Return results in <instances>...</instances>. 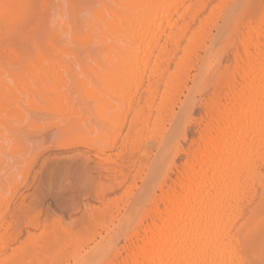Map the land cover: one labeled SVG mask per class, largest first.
<instances>
[{
	"label": "rangeland",
	"instance_id": "obj_1",
	"mask_svg": "<svg viewBox=\"0 0 264 264\" xmlns=\"http://www.w3.org/2000/svg\"><path fill=\"white\" fill-rule=\"evenodd\" d=\"M147 1L0 0V264H109L118 251L125 257L127 238L148 207L140 190L166 163V171L171 161L182 164L197 141L217 90L214 80L197 87V65L208 48L222 52L219 68L232 64V28L219 27L229 0L207 3L203 14L218 4L217 15L208 19L197 64L167 102V72L152 76L158 67L145 71L125 57L143 47L144 35L137 34L141 42L128 37L131 30L136 36ZM249 1L239 7L237 38L264 17V0ZM157 112L165 131L150 136Z\"/></svg>",
	"mask_w": 264,
	"mask_h": 264
},
{
	"label": "bare ground",
	"instance_id": "obj_2",
	"mask_svg": "<svg viewBox=\"0 0 264 264\" xmlns=\"http://www.w3.org/2000/svg\"><path fill=\"white\" fill-rule=\"evenodd\" d=\"M148 1L150 3H146V7V4L142 6L143 15L136 19V36L131 30L132 35L128 37H136L137 40L138 33L144 35L138 38L143 40V47H138L140 51L135 49L139 53L128 50L129 55H123L129 66L143 64L144 69L158 67L159 70L155 69L158 71L153 75L150 71L152 76L160 70V73L164 70L167 72L163 83V89H169V95L165 98L167 102L175 97L184 83L188 68L195 61L197 64L196 50L201 49L208 19L217 15L219 5H212L203 14L211 0ZM244 1L229 0L226 16L219 26L221 32L228 27L233 30L228 34L232 40L230 44L227 36V44L234 45L230 69L226 66L219 68L218 60L222 53L219 49L213 52L208 48L206 62L200 59L204 65L201 62L197 65V87H205L211 80L217 86V90L210 94L205 124L198 131L197 141L186 149L182 164L175 165L171 161L166 171V163L164 172L152 174L150 187L144 186L146 189L140 190L138 199L148 201V207L143 210L141 219L127 238L131 248L123 258L119 251L116 252L109 264H264L262 251L257 255L259 248L264 251V205L257 206L258 201L254 200L257 195L264 201V17L253 26L245 23L248 25L244 30L246 35L243 36V33L242 37L237 38L239 7L245 5ZM141 4H137L139 8ZM134 6L138 8L136 4ZM121 32L125 35L124 31ZM221 36L220 40L225 34ZM135 40L131 42L133 48L134 45L137 47ZM222 50L224 52L225 47ZM170 63L173 64L172 70L166 67ZM154 83L157 84V81L154 80ZM182 112L184 114V110ZM155 114L148 122L152 126L148 131L150 136L164 130L162 114ZM182 134V130H179L176 135L180 137ZM171 168L173 176L169 173ZM128 190L133 192L130 188ZM135 204L136 201L133 206Z\"/></svg>",
	"mask_w": 264,
	"mask_h": 264
}]
</instances>
